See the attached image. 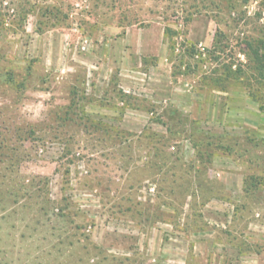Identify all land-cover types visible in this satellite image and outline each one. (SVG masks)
<instances>
[{"label":"rangeland","instance_id":"obj_1","mask_svg":"<svg viewBox=\"0 0 264 264\" xmlns=\"http://www.w3.org/2000/svg\"><path fill=\"white\" fill-rule=\"evenodd\" d=\"M252 49L264 0H0V264H264Z\"/></svg>","mask_w":264,"mask_h":264},{"label":"trees","instance_id":"obj_2","mask_svg":"<svg viewBox=\"0 0 264 264\" xmlns=\"http://www.w3.org/2000/svg\"><path fill=\"white\" fill-rule=\"evenodd\" d=\"M249 47L251 48L252 47V44H249ZM194 47L192 46L191 49H190V54H194ZM252 59L255 61V65H257V67L260 69L259 70V75H258V81L260 82H263L264 84V73L262 72V70L264 69V59H262L260 56H259V51L258 50H255V49H252ZM228 74L226 75V77H223L221 79V81L223 82V80L225 78H227ZM220 80V79H219Z\"/></svg>","mask_w":264,"mask_h":264}]
</instances>
